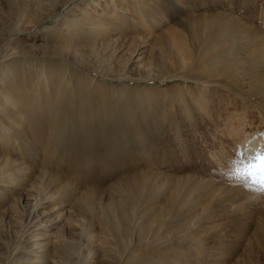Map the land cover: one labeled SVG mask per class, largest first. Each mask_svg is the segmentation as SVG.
<instances>
[{
    "label": "rangeland",
    "instance_id": "rangeland-1",
    "mask_svg": "<svg viewBox=\"0 0 264 264\" xmlns=\"http://www.w3.org/2000/svg\"><path fill=\"white\" fill-rule=\"evenodd\" d=\"M262 148L264 0H0V264H264Z\"/></svg>",
    "mask_w": 264,
    "mask_h": 264
},
{
    "label": "snow or ice",
    "instance_id": "snow-or-ice-1",
    "mask_svg": "<svg viewBox=\"0 0 264 264\" xmlns=\"http://www.w3.org/2000/svg\"><path fill=\"white\" fill-rule=\"evenodd\" d=\"M231 174L264 191V148L256 152L242 167H236Z\"/></svg>",
    "mask_w": 264,
    "mask_h": 264
},
{
    "label": "bare ground",
    "instance_id": "bare-ground-1",
    "mask_svg": "<svg viewBox=\"0 0 264 264\" xmlns=\"http://www.w3.org/2000/svg\"><path fill=\"white\" fill-rule=\"evenodd\" d=\"M77 19V18H76ZM74 20V19H72ZM79 22V21H77ZM76 21L74 23H77ZM90 24V23H89ZM73 25V24H72ZM75 25V24H74ZM240 62V61H239ZM237 65V64H236ZM233 70V69H232ZM231 70V71H232ZM44 224V223H43ZM40 225H33V229L32 230H36L37 228H39ZM27 240L25 241V243L27 244V248L24 249V251L27 252V250L29 251H34L35 253L37 254H42V252L44 251V249H46L45 247H47L48 245V241L47 239L45 238V236H41V235H37V236H34V237H28L26 238ZM22 246V245H21ZM19 251V248H15L14 251H13V254L12 256H14L15 253H17ZM21 252V251H20ZM33 253V252H32ZM22 254V253H21ZM16 257V256H15ZM42 257V256H41ZM22 258V257H21ZM27 258V257H25ZM37 258V257H36ZM33 259V258H32ZM35 259V258H34ZM26 261V259H24ZM39 260V259H38ZM42 260V259H41ZM40 260V261H41ZM20 260L18 259V262ZM20 262H23V261H20ZM28 263V261H26ZM31 262V261H29ZM33 263V262H32ZM31 264V263H30Z\"/></svg>",
    "mask_w": 264,
    "mask_h": 264
}]
</instances>
